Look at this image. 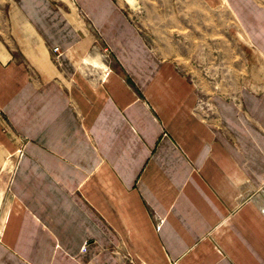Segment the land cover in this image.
Returning <instances> with one entry per match:
<instances>
[{"label":"crops","instance_id":"obj_1","mask_svg":"<svg viewBox=\"0 0 264 264\" xmlns=\"http://www.w3.org/2000/svg\"><path fill=\"white\" fill-rule=\"evenodd\" d=\"M198 97L116 0L0 1V264H264V94Z\"/></svg>","mask_w":264,"mask_h":264},{"label":"rangeland","instance_id":"obj_2","mask_svg":"<svg viewBox=\"0 0 264 264\" xmlns=\"http://www.w3.org/2000/svg\"><path fill=\"white\" fill-rule=\"evenodd\" d=\"M0 1L6 4V0ZM116 1L150 51L161 61L174 64L196 85L198 110L215 111V103L209 99L213 95L244 108L243 94H264V48L250 35L230 0ZM252 1L264 10V0ZM102 55L114 60L108 44H102ZM256 61L260 72L253 69ZM253 79H259V86H252Z\"/></svg>","mask_w":264,"mask_h":264},{"label":"built area","instance_id":"obj_3","mask_svg":"<svg viewBox=\"0 0 264 264\" xmlns=\"http://www.w3.org/2000/svg\"><path fill=\"white\" fill-rule=\"evenodd\" d=\"M59 46H56L55 48H54V50L57 52V51H59ZM85 249V248H84Z\"/></svg>","mask_w":264,"mask_h":264}]
</instances>
